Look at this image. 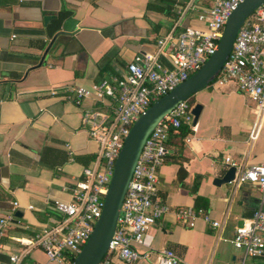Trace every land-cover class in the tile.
Here are the masks:
<instances>
[{
    "label": "crops",
    "instance_id": "0c3cea01",
    "mask_svg": "<svg viewBox=\"0 0 264 264\" xmlns=\"http://www.w3.org/2000/svg\"><path fill=\"white\" fill-rule=\"evenodd\" d=\"M191 2L195 8L185 12L174 35L201 26L197 14L212 0H0V218L14 214L20 220L0 239V264L22 250L16 239L60 221L54 203L71 200L83 170L96 159L98 147L81 125L83 111L113 115L110 99L86 98L77 105L63 98L65 88L125 74L134 56L156 52L178 9ZM193 99L201 105L194 131L187 126L186 135L171 134L157 170V197L171 211L149 227L150 248L133 246L147 253L134 264H157L163 250L186 264H264L243 261V252L230 243L258 209V189L213 183L229 170L225 157L238 164L235 173L264 162V127L248 141L254 105L234 83L215 81ZM185 208L203 210L219 227L202 218L192 228L184 225L175 212ZM26 261L58 264L38 248ZM113 264L122 263L114 258Z\"/></svg>",
    "mask_w": 264,
    "mask_h": 264
},
{
    "label": "built area",
    "instance_id": "2783aa9c",
    "mask_svg": "<svg viewBox=\"0 0 264 264\" xmlns=\"http://www.w3.org/2000/svg\"><path fill=\"white\" fill-rule=\"evenodd\" d=\"M243 1L212 0L210 7L201 9L197 14L201 26L183 27L174 35V29L181 26L185 12L195 8L191 2L187 7L178 9L179 18L173 30L157 41L156 52L134 56L127 64L125 74L105 78L90 87L65 88L63 98L77 105L86 98L110 99L113 115L110 118L95 110L83 111L81 125L96 143L98 155L83 170V178L76 184L71 200L54 203L60 221L30 238L16 239L22 250L9 256V264H31L26 261V256L35 248L41 249L49 261L58 264H68L69 258L77 256L101 216L115 161L131 127L153 103L201 68L216 51L230 14ZM163 58L168 66L162 63ZM215 81L219 84H236L239 92L254 105V121L248 135V141L254 142L264 127V4L239 29L231 53ZM50 94L54 96L56 92L51 91ZM191 109L186 101L178 104L147 138L122 202L116 230L105 256L98 264H113L114 258L122 264H134L147 258V253L141 254L133 246L150 248L149 227L171 211L157 197V170L166 160L169 131L178 129L182 124L194 131ZM186 141L189 142V139ZM224 163L229 168H238L230 157H225ZM231 183L256 186L260 204L252 217L235 229L230 243L243 252V261L255 258L264 262V162L252 164L235 173ZM13 206L17 207L18 204L14 203ZM175 216L190 228L197 218L209 222L214 228L220 225L210 220L201 209H179ZM11 225H20V220L14 214L0 218V239ZM157 264L186 263L173 251L163 250Z\"/></svg>",
    "mask_w": 264,
    "mask_h": 264
},
{
    "label": "water",
    "instance_id": "95a60500",
    "mask_svg": "<svg viewBox=\"0 0 264 264\" xmlns=\"http://www.w3.org/2000/svg\"><path fill=\"white\" fill-rule=\"evenodd\" d=\"M263 4L264 0H244L239 4L227 19L217 49L209 59L187 80L153 103L133 124L115 161L113 174L104 196L101 216L94 225L89 240L70 264H98L105 256L116 230L120 208L132 173L147 138L158 123L178 104L187 101L215 82L231 53L239 29L245 20ZM200 112L201 105H193L191 109L193 124H196ZM234 174L235 168H229L221 179H215L213 183L215 185L229 184Z\"/></svg>",
    "mask_w": 264,
    "mask_h": 264
},
{
    "label": "trees",
    "instance_id": "16d2710c",
    "mask_svg": "<svg viewBox=\"0 0 264 264\" xmlns=\"http://www.w3.org/2000/svg\"><path fill=\"white\" fill-rule=\"evenodd\" d=\"M149 8L153 9L152 6H149ZM61 16H62V15H61ZM186 102L188 103V105H189L190 107H193V105H194V99H193V96L190 97ZM188 131H189V130H188L187 126L184 125V124H182L178 129H171V130L169 131V133H168V139H169V137L171 136V134H173L174 132H177L179 136H183V135H186V134L188 133ZM167 141H168V140H167ZM75 257H76V256H73V257L69 258V262H68V264H70V263L74 260Z\"/></svg>",
    "mask_w": 264,
    "mask_h": 264
},
{
    "label": "rangeland",
    "instance_id": "374dc122",
    "mask_svg": "<svg viewBox=\"0 0 264 264\" xmlns=\"http://www.w3.org/2000/svg\"><path fill=\"white\" fill-rule=\"evenodd\" d=\"M212 84H213V83H212ZM31 262H33V261H31ZM49 264H54V263L50 262Z\"/></svg>",
    "mask_w": 264,
    "mask_h": 264
}]
</instances>
